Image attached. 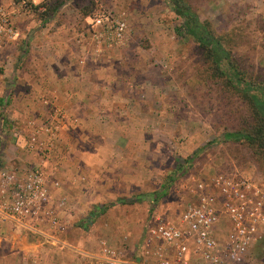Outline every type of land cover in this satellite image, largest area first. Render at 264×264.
Returning a JSON list of instances; mask_svg holds the SVG:
<instances>
[{
	"label": "rangeland",
	"instance_id": "1",
	"mask_svg": "<svg viewBox=\"0 0 264 264\" xmlns=\"http://www.w3.org/2000/svg\"><path fill=\"white\" fill-rule=\"evenodd\" d=\"M188 1L202 20L212 24L215 33L231 51L234 67L244 78L257 85L264 84V0ZM22 2L0 0V4L7 5L14 12L15 18L22 19V22L36 21L27 29V34L34 33L38 24L42 27L56 18L63 20L68 17L75 20L77 32L94 37L95 31L88 25V20L99 13L122 17L128 24L126 39L120 45L109 48L90 42V46L94 44L96 49L113 50V53L117 51L119 54L116 57L112 53L114 58L111 60H116L125 82L123 94L132 98L133 132H139L136 136L139 141L134 144L127 138L120 140L129 147L138 145L141 173L148 170L152 174V187L148 192L154 193L153 201L147 199L146 194L150 193L146 191L142 193L145 196L141 202L123 204L120 206L122 210L134 211L142 216L152 209L154 202L161 215L174 214L177 217L187 191L191 192L198 181L206 180L217 172L237 167L264 178V163L254 157L246 143L224 139V134L229 131L248 129L254 125L252 103L236 91L227 78L215 72L194 38L177 31L183 19L173 11L171 1ZM11 45L8 47L15 52L18 65L23 59V51L29 50V46L22 42ZM4 70L0 59V98L5 105L6 91L1 82ZM12 128L3 106H0V140H12L9 134ZM129 132H132L131 129ZM179 165H182V170L178 171ZM163 186H167L166 195L156 201L155 194H160ZM134 197L136 195L120 200ZM169 201L172 208H169ZM119 228L114 226L116 232ZM90 231L86 235H90ZM18 242L25 244L27 253L9 257L7 248ZM100 243L96 242L87 250L98 252ZM25 256L29 259L24 260ZM17 259L21 264H40L37 263L40 259L41 264L58 262L56 250L45 238L15 223L0 221V264H16ZM246 264H264V237L251 247Z\"/></svg>",
	"mask_w": 264,
	"mask_h": 264
},
{
	"label": "crops",
	"instance_id": "2",
	"mask_svg": "<svg viewBox=\"0 0 264 264\" xmlns=\"http://www.w3.org/2000/svg\"><path fill=\"white\" fill-rule=\"evenodd\" d=\"M15 20L20 37L0 48L5 69L1 81L6 91L4 111L13 125L9 132L12 140H0V160L10 167L39 162L42 156L27 148L31 122H52L56 108L66 113L67 119L59 123L53 157L45 162L54 197L65 195L68 199L60 214L69 229L50 242L57 264H101L97 257L103 240L122 252L123 264H156L142 252L149 216L157 211V205L153 202L152 209L142 216L120 208L141 202L146 191L150 193L147 199L153 201L154 193L148 192L152 174L148 170L141 173L138 145L129 147L120 140L127 138L134 144L139 132H133L132 98L123 94L125 82L116 60H111L113 50L90 46L95 38L77 32L75 20L68 17L42 27L38 24L31 34L27 29L35 20ZM21 42L29 50L23 51L17 65L16 54L8 46ZM13 132L25 135L16 140ZM134 195V199L120 200ZM115 225L120 227L117 232ZM88 231L90 235H86ZM96 242H101L98 252L87 250ZM25 247L21 242L12 244L7 248L9 257L27 253ZM28 259L25 256L24 260ZM19 260L16 264H21ZM37 263L41 264V259Z\"/></svg>",
	"mask_w": 264,
	"mask_h": 264
},
{
	"label": "built area",
	"instance_id": "3",
	"mask_svg": "<svg viewBox=\"0 0 264 264\" xmlns=\"http://www.w3.org/2000/svg\"><path fill=\"white\" fill-rule=\"evenodd\" d=\"M13 13L0 4V48L20 37ZM90 18L88 25L99 46L112 48L126 39L124 18L105 13ZM66 119V113L56 108L52 122H31L27 148L42 156L39 162L10 167L0 160V221L15 223L52 243L69 229L60 214L68 199L54 197L45 162L53 157L59 123ZM12 134L19 139L25 132ZM236 168L198 181L177 217L151 213L143 255L156 264H246L249 250L264 237V178ZM97 258L101 264H123L122 252L107 240Z\"/></svg>",
	"mask_w": 264,
	"mask_h": 264
},
{
	"label": "trees",
	"instance_id": "4",
	"mask_svg": "<svg viewBox=\"0 0 264 264\" xmlns=\"http://www.w3.org/2000/svg\"><path fill=\"white\" fill-rule=\"evenodd\" d=\"M173 11L183 19L182 26L177 30L180 34L190 36L199 43L206 58L212 63L215 72L227 78L232 87L245 95L253 105L255 123L251 128L232 130L224 134V139L231 142H244L252 150L254 157L264 163V84H254L234 67L231 51L222 39L215 33L209 21L202 20L198 12L188 0H169ZM3 106V98H0ZM182 170V165L177 169ZM167 186H163L160 194H155V200L166 195Z\"/></svg>",
	"mask_w": 264,
	"mask_h": 264
}]
</instances>
